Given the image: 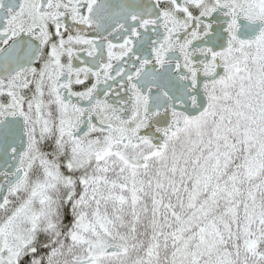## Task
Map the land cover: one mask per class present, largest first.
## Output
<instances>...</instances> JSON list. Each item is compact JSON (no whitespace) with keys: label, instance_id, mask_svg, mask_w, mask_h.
<instances>
[{"label":"snow or ice","instance_id":"obj_1","mask_svg":"<svg viewBox=\"0 0 264 264\" xmlns=\"http://www.w3.org/2000/svg\"><path fill=\"white\" fill-rule=\"evenodd\" d=\"M0 264H264V0H0Z\"/></svg>","mask_w":264,"mask_h":264}]
</instances>
